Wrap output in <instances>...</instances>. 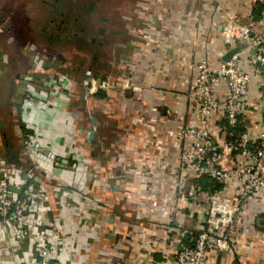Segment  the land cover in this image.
Segmentation results:
<instances>
[{
	"label": "crops",
	"instance_id": "1",
	"mask_svg": "<svg viewBox=\"0 0 264 264\" xmlns=\"http://www.w3.org/2000/svg\"><path fill=\"white\" fill-rule=\"evenodd\" d=\"M118 7L125 41L113 51L117 75L90 68L83 72L109 78L110 88L87 97L77 81L53 107L40 94L47 76L39 75L29 82L39 87L32 101L36 109L23 108V88L18 148L3 134L9 163L32 169L51 191L54 208L43 223L58 218L73 233L75 242L67 243L52 264H171L175 252L192 246L206 229L210 202L234 203L238 194L236 185L197 179L181 167L178 157L188 139L178 134L195 124L194 65L207 57L215 67L231 50L220 38L225 14L233 11L264 46V0H125ZM110 68L111 63L102 71ZM250 72L241 122L244 132L258 138L264 121L263 78ZM123 76L140 91L123 89ZM225 127L218 116L209 121L216 142L226 138ZM232 165L222 163L230 170ZM90 209L99 213L81 225ZM32 211L40 216L36 207ZM2 231L0 225V237ZM18 235L15 228L6 233L0 260L5 256L8 264H37L34 231L24 244L31 251L21 258L15 255ZM207 264H264V196L241 209L230 250L210 251Z\"/></svg>",
	"mask_w": 264,
	"mask_h": 264
},
{
	"label": "built area",
	"instance_id": "2",
	"mask_svg": "<svg viewBox=\"0 0 264 264\" xmlns=\"http://www.w3.org/2000/svg\"><path fill=\"white\" fill-rule=\"evenodd\" d=\"M220 38L225 48L239 47V50L233 53L227 62L221 61L215 67L209 64L207 57H203L194 65L191 97L195 102V124L183 127L178 134L180 140L188 139L186 148L178 157V163L194 178H205L221 185H236L238 194L234 203L217 200L210 202L205 220L206 229L197 234L192 246L177 250L171 264H207L210 251L218 254L228 252L237 215L251 201L264 196V121L259 125L258 138L247 132L236 135L233 131L225 130L226 138L216 142L209 129V121L214 116H218L228 128L237 126L246 110L251 81L250 70L262 74L263 90L260 101L264 105L263 41L252 36L249 27L238 23L233 11L225 14ZM242 45H246L245 50L241 48ZM33 64V67H36L32 71L36 75L35 78L39 75L47 76L40 94L54 107L56 101L63 98L70 86L77 81L59 74L52 67L49 70L43 69L39 54L34 57ZM33 79L30 77L26 82L23 108L37 107V104L32 102L37 94H34V86L29 85ZM122 80L123 89L140 91L130 77L123 76ZM110 82L109 78L94 76L89 72L83 73L78 80L87 97L107 91ZM221 86L224 87L223 91H220ZM226 161L232 162V170L222 166ZM31 171L32 169L13 167L5 156L2 144L0 225L3 227V233L0 242L6 238L9 229L15 228L20 240V247L15 255L21 258L24 252L31 251L29 244H24L28 242L30 230H33L36 241L39 242L38 246L32 247V253L37 255V264H52L66 244H73L75 240L73 233L65 229L62 220L53 217L49 225L43 223L44 215L53 211V197L51 191L34 177ZM32 207L39 209L40 216L36 217ZM98 213L97 210L90 209L88 219L82 220L81 225L92 223L91 216H97ZM177 214L178 212H174L173 216ZM46 237L49 240L45 239ZM0 264H8L5 256L1 258Z\"/></svg>",
	"mask_w": 264,
	"mask_h": 264
},
{
	"label": "rangeland",
	"instance_id": "3",
	"mask_svg": "<svg viewBox=\"0 0 264 264\" xmlns=\"http://www.w3.org/2000/svg\"><path fill=\"white\" fill-rule=\"evenodd\" d=\"M72 3L76 4L74 8L80 13L78 8L84 5L86 0H72ZM47 10L41 0H0V13L7 16L3 19L0 30L4 31L8 26L5 32H0L2 54L0 60V150L5 142L3 138L5 133L9 136V142L14 143L13 147L18 148L17 142L20 140L15 130H17L19 108L16 105L22 100L20 92H23L26 82L30 77H36L32 71L36 69L33 67V61L37 54L41 56L42 66L48 63L54 71L71 77L75 81H78L83 72L88 69V64L80 60V55L70 48L60 52L48 51L44 48L30 49L34 44H40L39 30L48 15ZM117 61L110 59L112 68L109 71L100 69L92 71H99L100 75L105 72L106 75L114 77L117 75ZM33 89L34 94H38V85Z\"/></svg>",
	"mask_w": 264,
	"mask_h": 264
},
{
	"label": "flooded vegetation",
	"instance_id": "4",
	"mask_svg": "<svg viewBox=\"0 0 264 264\" xmlns=\"http://www.w3.org/2000/svg\"><path fill=\"white\" fill-rule=\"evenodd\" d=\"M124 1L86 0L78 13L72 0H41L48 15L39 30L40 44L32 47L58 52L70 48L91 70L106 69L110 59H116L113 51L125 41L120 38V10H116Z\"/></svg>",
	"mask_w": 264,
	"mask_h": 264
},
{
	"label": "trees",
	"instance_id": "5",
	"mask_svg": "<svg viewBox=\"0 0 264 264\" xmlns=\"http://www.w3.org/2000/svg\"><path fill=\"white\" fill-rule=\"evenodd\" d=\"M7 16L6 15H4V14H1L0 13V25L2 24V22H3V19L4 18H6ZM7 28H8V26L6 27V29L4 30V31H2V30H0V32H5L6 30H7ZM2 59V54H1V49H0V60ZM52 62V61H51ZM53 64H55V62H52ZM44 66L45 67H48V68H51V65L50 66H48V63H45L44 64ZM1 74V73H0ZM24 94H23V92L21 91L20 92V97L22 98V96H23ZM21 101V100H20ZM17 107L19 108V104L17 105ZM18 113H19V110H18ZM226 130L229 132V131H233L236 135H240V134H242L243 132H244V127H243V124H242V122H241V118L239 119V121H238V124H237V126L235 127V128H228L227 126H226ZM204 180L206 181V179L204 178Z\"/></svg>",
	"mask_w": 264,
	"mask_h": 264
},
{
	"label": "water",
	"instance_id": "6",
	"mask_svg": "<svg viewBox=\"0 0 264 264\" xmlns=\"http://www.w3.org/2000/svg\"><path fill=\"white\" fill-rule=\"evenodd\" d=\"M238 50H239V47H236V48L231 49L230 51H228V52L223 56L222 61H223V62H227V61L230 59L231 55H232L233 53L237 52Z\"/></svg>",
	"mask_w": 264,
	"mask_h": 264
}]
</instances>
